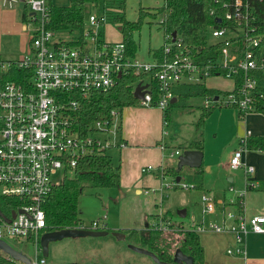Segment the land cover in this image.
Instances as JSON below:
<instances>
[{"label":"built area","instance_id":"obj_1","mask_svg":"<svg viewBox=\"0 0 264 264\" xmlns=\"http://www.w3.org/2000/svg\"><path fill=\"white\" fill-rule=\"evenodd\" d=\"M23 2L29 10L25 24L30 32L26 51L14 60L0 59V73L11 68L24 70L22 82H0V195L19 201V206L13 209L14 217H11V212L5 214L0 210L10 218L7 221L0 213V239L8 244L9 240L29 242L34 254L27 256L28 262L13 259L2 250L0 254L17 264H47L40 247V236L45 227L42 203L46 195L61 183L80 158L103 154L111 147L124 146L120 139V109H112L106 117L93 121L86 135H80L75 130L72 115L80 99L95 91L112 88L130 70L134 73L149 72L157 67L150 77L158 83L159 96L153 99L149 78L141 80L133 86V90L137 84L145 86L142 97L137 98L139 105L156 106L164 111L174 96L172 87L175 84L223 76L235 85L239 75L236 90L233 86L226 90V94L205 96L202 106H233L244 115L254 108L255 72H264V56L257 52L260 37L253 34L255 26L252 24L250 0H232L229 4L224 18L232 25L209 27V42L223 43L216 63L218 69L213 74L210 69L214 65L200 66L188 48H181L179 37L164 46V52L172 54L171 60L143 62L127 54L122 40L110 42L103 37L102 29L108 17L96 8L85 18L81 31L75 30L70 39H64L61 34L70 33V30L50 27L48 13L51 0ZM160 22L162 18L158 19V24ZM171 46H176L177 50L172 51ZM30 69L31 77L28 78ZM246 138H241L240 146L233 151L228 163L231 169L242 168L245 176L253 171V167L241 157L242 152L247 150ZM160 148L163 150L166 146L162 143ZM181 153L180 148H175L167 156ZM152 170H157L161 179L165 177L162 165L142 168L146 172ZM165 183L162 182V185ZM178 184L176 179L171 184L166 183L167 186ZM180 187L194 185L182 183ZM228 191L235 193V197L219 203L212 193H202L201 214L213 215L214 219L192 222L187 229L195 233L229 232L235 245L227 252L245 257L247 235L264 233V215L249 216L244 212L245 189L236 191L229 186ZM170 223L169 219L159 214L149 229L165 231ZM75 228L100 230L105 228V224L93 220L89 225L82 222Z\"/></svg>","mask_w":264,"mask_h":264},{"label":"trees","instance_id":"obj_2","mask_svg":"<svg viewBox=\"0 0 264 264\" xmlns=\"http://www.w3.org/2000/svg\"><path fill=\"white\" fill-rule=\"evenodd\" d=\"M126 0H70L68 5H54L49 7L50 27L58 30H77L81 31L85 21V5H93L97 11L105 13L108 22L118 23L122 33V41L125 44L126 52L129 56L134 57L137 51V43L133 39V32L142 24L145 16L151 17L154 21L162 18L159 28L163 32V43L156 49L152 50V57L157 62L171 60L172 54L164 52V46L172 41L173 32L175 37L181 39V48H188L191 56L202 67L208 64L214 65L210 69L213 74L217 71V60L221 53L223 43L217 41L210 43L208 39L209 27H221L223 25H232L224 18V14L229 10V4L232 0H163L161 6L153 8V10H139V16L136 21H129L125 18ZM251 12L253 16L252 24L255 26L253 34L260 37L257 52H261L264 56V0H250ZM25 4V3H24ZM227 4V5H225ZM29 10L27 5H23L21 9V20L24 24L28 21ZM221 18V21H218ZM171 50H177L176 46H171ZM1 59V58H0ZM157 67L151 71H143L134 73L132 70L124 73L118 80L117 84L106 91H95L86 98L79 100L77 108L73 113V127L80 135L88 134V126L95 120L106 117L112 109H120L125 106L137 105L138 100L133 96V86L141 80L149 78L150 91L153 99L159 96L158 83L150 77ZM28 78L31 77V69L28 71ZM257 84L254 95L253 112H264V72L256 71ZM24 77V70L11 68L6 72L0 73V82L3 81H21ZM240 77L236 76L234 89H237ZM175 101L170 104L177 103L178 99L199 96H216L226 94L227 91H221L216 88L206 87L203 81L195 83L175 84L172 87ZM168 105V106H169ZM233 107V106H232ZM218 107H201V115L199 116L195 130L198 131L203 125L204 120ZM234 108V107H233ZM238 116L243 117L239 111ZM164 114L168 116L166 109ZM246 149L259 150L264 153V136H247ZM184 149H202L201 140H192ZM177 170V164L164 167V175L181 176V171ZM119 168L114 167L110 156L105 152L89 157L80 158L76 166L66 173L61 183L54 186L46 195L42 208L45 214V227L41 234L48 230H55L65 227H76L81 224L77 207V199L81 194L84 182H90L100 187H118L119 186ZM204 167L193 168V172L189 175L190 182L194 183V187H203ZM70 173V177L68 174ZM252 185H250L251 187ZM260 190H264V184L258 186ZM257 188V189H258ZM237 206V203L235 204ZM19 206V201L15 198L0 195V210L9 214L13 209ZM108 233L111 230L106 227ZM124 232L132 238L133 241L141 242V247L153 251L160 260L173 262V254H171L170 244L163 238H158L160 234H166L164 230H151L147 227L144 229H126ZM181 234V232H180ZM183 238L176 241L174 239V247L181 249L182 252L192 256V264H204L203 248L199 242L197 234L189 229L182 232ZM179 244V245H178ZM0 264H17L13 260H9L0 254ZM105 264V263H100ZM184 264V263H182Z\"/></svg>","mask_w":264,"mask_h":264},{"label":"crops","instance_id":"obj_3","mask_svg":"<svg viewBox=\"0 0 264 264\" xmlns=\"http://www.w3.org/2000/svg\"><path fill=\"white\" fill-rule=\"evenodd\" d=\"M16 1H19L20 3L25 5L24 2L20 0H0V58L5 60L17 59L12 57L10 58L9 56L4 58V55L8 54V51L7 49H5L3 44V41L6 37L9 38L7 43L12 41L16 37H19V39L16 38L18 40L17 49L13 50V52H17L16 54L26 51L28 44V35L25 32V24L21 20V9L23 5L21 4L22 6L15 8L16 6L14 5V2ZM51 4H54L53 0H51ZM139 4H141V1H139ZM6 6L8 8H6ZM17 9H19L20 15L16 13ZM143 10L145 11V8H143ZM106 24H108V22L103 26V37L110 42L122 40L121 31L118 34L112 33L111 35H109L107 33V30L105 29ZM20 27L21 31L19 30ZM118 29L120 30L119 26ZM74 32L75 30H71L70 34L74 35ZM107 34L109 36H107ZM136 43L137 51L134 57L140 59L143 62H152V50L158 48L163 43V32L161 33L159 42L153 46L149 45L146 50H141L140 44L138 42ZM19 56L22 55L20 54ZM206 79L203 81L206 87L216 88L221 91L231 89L234 86V83L230 79H228L229 81L227 82L224 80L215 84H207ZM225 84L228 85L224 86ZM173 97L175 98V96ZM201 98L203 99V97ZM201 107L202 104L200 108ZM220 112L223 113L222 111ZM236 113L237 118L232 117L229 121L231 122L232 128V136L230 142H235L236 146H234L233 150L228 155L227 160H224L222 162L223 166L225 167H229L228 163L230 156L232 155L233 151L240 146L241 138L249 135L264 136V112L252 111L244 114L243 117L238 116L237 110ZM169 118L170 113L168 114V116H166L164 114V111L156 106H141L137 103V105L125 106L124 108H122L120 139L124 142V146L114 147V150L116 151L115 156L117 158V164L114 165L112 163V165L119 168L118 187L121 188V190H125V193L121 191V194L123 195L121 199L122 201L126 202L127 200H131V202H133V208L132 212L130 213H127L125 210V212H121L117 216H103L100 222L104 223L105 227L111 230V232L119 231L123 232L126 235V233L124 232V230L126 229L139 230L146 227L149 229L151 223L155 221L159 214H162L168 219L170 218L169 214L166 213L167 211H164V209L161 207L162 202L158 203L157 201L158 194L156 191L158 189H161L162 182H164L163 179L159 177L156 172L157 170H152L149 172L142 171V168L148 165L154 167H158L160 165L164 167L167 166L166 162L167 158L169 157L167 156V154L171 151V148H169L170 146L166 141H164V135L168 134L167 131L164 130V126L168 124L167 121L169 120ZM192 140L202 141L201 151L203 153V139L197 138L196 136L193 139H190L187 142V145ZM162 143L166 146V149L162 150L160 148V144ZM109 156L110 158H112L111 155ZM241 157L242 160L246 162V164L253 167V171L249 175L245 176L244 174V177L242 178V176L237 177L233 173L230 176H227V181L221 179V176L219 175V179L215 183L213 189H206L204 186V179L207 174L212 172V167L211 165L205 167L202 155L201 164H203L204 167L203 187L197 189L201 190V194L204 192L212 193L216 200H218V203L226 201L230 197H235L234 193L228 191L229 186H232L235 190L237 188L238 191L245 189L243 193L244 212L249 216L258 214L264 215V190H260L258 188L260 184H264V153L259 150L247 149L242 152ZM219 161L220 163L217 164V166H221V160L219 159ZM193 168H190V174L193 172ZM232 170L239 171L240 173H242L243 171L242 168ZM217 172L219 174L220 168L217 170ZM250 185L252 186L250 187ZM129 190L131 193L127 194ZM200 196L199 209L201 206ZM187 214L188 213L186 210L185 216ZM201 219H214V216H202L200 209L196 220L193 218H189L187 225H191L192 222H197ZM178 221V223L186 225L183 221ZM81 222L84 223L83 220H81ZM196 234L203 248L204 264H264V233H249L247 235L245 240V257L227 252L228 248H231L235 245L234 237L229 232L216 233L211 231H204Z\"/></svg>","mask_w":264,"mask_h":264},{"label":"rangeland","instance_id":"obj_4","mask_svg":"<svg viewBox=\"0 0 264 264\" xmlns=\"http://www.w3.org/2000/svg\"><path fill=\"white\" fill-rule=\"evenodd\" d=\"M70 0H53L55 5H68ZM141 1V4H139ZM163 0H126L124 14L125 18L129 21H136L139 16V10L145 8V10H153L157 6H161ZM19 1L14 2L17 7L22 6ZM6 8H8L6 6ZM95 7L91 4L85 5V17L94 11ZM20 15L19 9L16 12ZM109 24V25H108ZM105 29L109 35L118 34L119 24L108 22ZM8 25V23H7ZM21 31V27L19 29ZM30 37L29 30L25 29ZM19 33V31H18ZM161 29L157 23V19L154 21L151 17L145 16L142 20V24L139 29L133 32L134 41L138 42L141 46V50H146L148 46H153L159 42L161 38ZM107 34V36H109ZM64 39H70L73 36L68 32L61 34ZM14 38V37H13ZM19 39V37H16ZM13 39L9 43V38L6 37L3 41L5 49L8 54L6 57L19 58L20 54H16L13 50L17 49V39ZM7 53V52H6ZM13 53V54H10ZM207 84H215L220 81H229L223 76L213 77L210 76L207 79ZM225 84L224 86H227ZM203 100L199 96H193L183 99H178L177 103L170 104L167 108V114L170 113V118L167 121L168 124L164 126V130L167 131V135H164V141L170 146L169 148L175 149V147H185L190 139L197 138L203 139V162L205 167L211 165L212 172L207 174L204 179V186L206 189H213L215 183L219 179L227 181V176L235 174L237 177H244V173L232 170L230 167L223 166L222 162L227 160L228 155L233 150L236 143L230 142L232 136V128L230 118L236 117V109L233 107H219L213 109V111L204 120V125L200 127L198 131L195 130V125L201 112V104ZM222 111L223 113H221ZM175 146V147H174ZM183 151V150H182ZM106 153L111 155V161L114 165L117 164V158L115 156L116 151L114 147L107 149ZM178 155L167 158V166L177 164ZM221 166H217L220 163ZM220 168L218 174L217 170ZM239 172V173H238ZM60 173V172H59ZM190 167H185L181 171V179L178 185H169L173 182L171 176H165L161 189L156 192L158 194L157 201L161 203V207L166 210L170 216L169 229L165 230L166 234H159L158 238H163L170 244L169 250L171 254L177 247H174V239L178 241L183 238L182 232L187 229L189 225L188 219L196 217L201 209H199V196L201 190L193 187L181 188L180 184L194 185L190 182ZM70 177V173L68 174ZM58 179V177H56ZM125 193V190H121L119 187H100L90 182L83 183V189L77 199V207L79 218L84 221L86 225L92 220H101L104 215L108 217L117 216L121 212H132L133 202L131 200L122 201L121 193ZM236 191L237 188H236ZM131 193L130 190L127 194ZM235 194V193H234ZM120 197V198H119ZM136 207V206H135ZM134 207V208H135ZM187 210L185 217L178 216V210ZM167 218V217H165ZM168 219V218H167ZM181 220L184 224L178 223ZM180 224V225H179ZM181 232V234H180ZM130 244L141 245V242L133 241L130 235L126 234L123 238H117L112 233H107L103 236H77V237H65L61 240L52 241L48 244L47 264H158L147 254L137 252L130 248ZM9 245L16 250L21 251L26 256H32L34 254L33 246L26 241H12L9 240ZM179 245V244H178Z\"/></svg>","mask_w":264,"mask_h":264},{"label":"water","instance_id":"obj_5","mask_svg":"<svg viewBox=\"0 0 264 264\" xmlns=\"http://www.w3.org/2000/svg\"><path fill=\"white\" fill-rule=\"evenodd\" d=\"M20 1H24V0H20ZM220 21V20H218ZM176 36V32H173V40L175 39ZM120 76V74H119ZM143 85L137 84L133 90V96L135 98H141L144 91L143 89ZM216 98V97H215ZM175 100V98L173 97L171 99V102H173ZM202 151L201 150H197V149H184L182 151L181 154L178 155L177 158V170H180L183 166H187L190 168L193 167H199L202 163ZM180 175L176 176V182H178L180 180ZM1 215L5 216L4 214H2V212L0 211ZM178 216L180 217H185L186 214V210L185 209H181L178 210L177 212ZM15 215V211L12 210L11 211V217H14ZM5 219L7 221L10 220V218L5 216ZM108 233L107 230H92V229H84V228H69V227H65V228H60V229H55V230H48L44 233L41 234L40 236V247L42 250V255L46 256L48 255V244L49 242L52 241H57V240H61L65 237H77V236H103L106 235ZM113 235H115L117 238H123L125 236V234L123 232H119V231H112L111 232ZM130 248L137 251V252H141L144 254H147L148 256H150L156 263L158 264H175V263H184V264H192V256L188 255L184 252L181 251V249L177 248L174 251L173 254V262H167L164 260H160L158 258V256L151 250L146 249L144 247L138 246V245H134V244H130ZM0 250H2L3 252L7 253L11 258L16 259V260H20L22 262H28V257L23 254L21 251L14 249L13 247H11L7 242L3 241L0 239Z\"/></svg>","mask_w":264,"mask_h":264},{"label":"flooded vegetation","instance_id":"obj_6","mask_svg":"<svg viewBox=\"0 0 264 264\" xmlns=\"http://www.w3.org/2000/svg\"><path fill=\"white\" fill-rule=\"evenodd\" d=\"M46 232V231H45ZM44 233V232H43ZM175 264H182V262H180V263H175Z\"/></svg>","mask_w":264,"mask_h":264}]
</instances>
